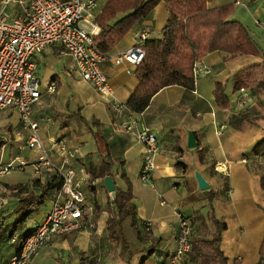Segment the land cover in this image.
<instances>
[{
    "label": "crops",
    "instance_id": "obj_1",
    "mask_svg": "<svg viewBox=\"0 0 264 264\" xmlns=\"http://www.w3.org/2000/svg\"><path fill=\"white\" fill-rule=\"evenodd\" d=\"M104 1L97 0L98 7L94 12L96 15ZM228 2L233 4L232 17L245 19L243 21L246 28L261 53L252 55L209 51L200 58V61L208 65L209 71L193 78V88L188 89L178 84L163 86L153 93L147 106L137 112L155 135L158 146L151 171L152 185L139 180L141 144L133 134L116 128L115 122L120 119L108 107L111 98L99 94L90 83L81 79L72 68L70 55L61 45L46 44L33 53L40 95L32 108L31 117L36 121L38 136L51 157L57 163L61 162L62 152L53 138L64 139L69 149L77 148V152L67 157L65 164L72 167L77 176L82 177L81 171H85L89 161L95 159L96 155L91 134L77 118V114L85 119L96 118L108 143L113 183L123 187L125 180L128 181L136 205L137 219L150 221L149 238L141 242L147 248L135 251L128 264H137L148 249L151 252L144 257L142 264H167L166 255L174 245L177 229L175 207L183 209L190 216L189 239L191 233L194 239L200 237L193 231L194 218L198 216L195 214V205L199 202L191 197L194 169L209 184L204 189L207 200L210 196L209 209L212 206L210 232L216 227L213 219L224 223V227L220 229L219 247L227 257L226 264H253L263 245L264 187L260 185L259 177L262 176L264 181V161L261 156L249 154L248 150L264 133V103L257 97V94H261L257 90L256 94L250 91L249 104L239 106L236 103L237 92L231 90V75L241 66H250L247 85L253 80L252 75H256L253 68L258 67L257 71L262 69L264 31L254 19L264 22V0H186L183 14ZM21 7V4L14 1L4 6L0 3V11L8 17L19 13ZM120 14L117 13L111 21ZM172 16L164 2L159 0L146 15L133 23L109 52L114 53L133 44L134 30L140 26L149 27L150 37L160 36L164 24ZM125 67L124 62L115 63L111 59L100 63V68L111 85L112 97L119 101H125L137 83L133 69L126 72ZM49 79L55 81L52 91L46 88L45 83ZM216 81L224 84L229 98L227 107L219 108L214 103L212 90ZM221 123L225 128L217 132ZM8 124H11L10 128L7 127ZM187 131L193 133V146L186 144ZM27 134V130L20 126L18 113L14 109H0V138L3 140L0 147L1 162L11 159L28 162L33 160L38 150L23 147L26 146ZM197 151L200 152L199 156ZM9 178L10 176L0 179V218L4 221L15 216L14 207L18 196L28 191L38 192V184L47 175L34 173L31 165L26 164L19 177L13 175V179ZM85 183L86 179L80 180L85 203L91 206L93 226L53 235L31 255L27 264H125L117 256H113L115 247L106 239L104 204L111 192L102 183L92 181L94 199L99 206L94 218L93 195ZM17 184L20 185L17 188L7 187ZM197 189L199 190L198 187ZM199 192L203 193V189ZM50 198L51 195L45 211L42 212V204L34 214L43 216ZM30 225H26L24 221L11 238L0 243V264L15 252L19 238ZM190 249L195 251L191 247ZM183 264L217 262L194 252L184 257Z\"/></svg>",
    "mask_w": 264,
    "mask_h": 264
},
{
    "label": "built area",
    "instance_id": "obj_2",
    "mask_svg": "<svg viewBox=\"0 0 264 264\" xmlns=\"http://www.w3.org/2000/svg\"><path fill=\"white\" fill-rule=\"evenodd\" d=\"M14 1L22 5L21 11L11 17L0 11V109L11 108L18 113L20 126L27 130L25 144L35 148L38 153L31 161L15 159L0 161V173L14 167L22 169L30 164L34 173H52L61 176V183L51 194L46 213L32 222L31 232L17 243L15 252L1 264H27L31 255L45 245L53 235H61L83 227H92L91 206L85 203L80 188V180L88 173L81 171L82 177L65 164L68 156L77 152L76 147H67L64 139L53 138L61 154L57 163L43 145L37 133V123L31 117L34 104L37 103L40 90L39 79L35 75L36 62L33 53L46 44L61 45L72 59V68L81 79L90 83L95 90L110 97L108 107L120 120L115 126L125 133H131L140 142L141 163L138 170L139 180L152 185L151 171L154 157L158 151L155 135L143 123L138 113L129 109L124 101L112 97V88L107 76L100 68L103 60L111 59L115 63L124 62L125 71L131 72L143 57V42L150 37L149 27L144 25L134 30L133 44L117 52H100L93 43V36L99 26L95 21L97 0H0L2 6ZM264 31V22L254 19ZM209 71L206 63L196 60L191 72L193 78ZM46 88H55V81L49 79ZM239 106L249 104L251 96L245 87L237 89ZM225 125L221 123L218 131ZM163 203L164 200L161 198ZM177 229L174 245L167 252V264H183L190 250V216L183 209L174 208ZM143 231L149 229L150 221L142 219Z\"/></svg>",
    "mask_w": 264,
    "mask_h": 264
},
{
    "label": "trees",
    "instance_id": "obj_3",
    "mask_svg": "<svg viewBox=\"0 0 264 264\" xmlns=\"http://www.w3.org/2000/svg\"><path fill=\"white\" fill-rule=\"evenodd\" d=\"M158 1L105 0L95 16V21L99 26L93 36L95 47L100 52H109L115 42L129 30L133 23L146 15ZM162 1L173 16L164 24L160 36L147 37L142 44L143 57L133 69L137 83L124 101L135 113L141 112L147 106L153 93L163 86L178 84L188 89L193 88L191 72L193 62L200 60L209 51L221 50L229 54L252 55L261 53L246 26L230 15L233 8L232 3L202 8L184 15L186 0ZM117 13L121 14L111 21ZM261 62L264 63V59ZM231 76L233 79L231 90L237 91L238 88L245 87L251 96L249 86L246 85V80L250 77V66L237 68ZM258 85L264 90V78ZM212 94L217 107L228 106L229 98L222 82H214ZM77 118L85 125L95 144L96 157L90 160L85 168V172L88 173L85 184L93 195L95 218L99 206L94 199L92 181L96 180V182L102 183L103 176L110 175L112 177L110 171L112 161L109 158L108 143L99 129L97 119L93 117L85 119L79 114H77ZM2 143L3 140L0 138V147ZM248 153L261 156L264 161V133L251 145ZM197 155H200L199 151H197ZM121 175L124 176L123 172ZM60 183L61 176L58 173H52L38 184V192L28 191L18 196L14 207L15 216L8 221L0 218V243L11 238L13 233L22 227L25 218L36 212L38 207L59 187ZM259 183L264 187L262 176L259 177ZM19 186V184L7 185L8 188ZM110 192L111 194L106 197L104 204L106 239L109 244L115 247L113 256H117L125 264H128L130 256L135 251L147 248L141 245V242L149 238V230L143 231L140 225L142 219H137L136 205L128 181L125 180L123 187L114 184V188ZM208 200L210 202V196H208ZM210 210H212L211 205ZM213 220L216 227L212 235L209 238L190 242V247L195 249L196 255L211 258L217 264H226L227 257L219 247L220 229L224 227V223L216 219ZM31 229L32 225L25 229L19 239L29 234ZM133 241L137 243L135 246H132ZM139 244L140 246H138ZM150 252L151 249H148L138 259L137 264H142L144 257ZM253 264H264V242Z\"/></svg>",
    "mask_w": 264,
    "mask_h": 264
},
{
    "label": "rangeland",
    "instance_id": "obj_4",
    "mask_svg": "<svg viewBox=\"0 0 264 264\" xmlns=\"http://www.w3.org/2000/svg\"><path fill=\"white\" fill-rule=\"evenodd\" d=\"M232 12H233V8H232V11H231V16H232ZM238 20H240L244 25L246 24L243 20L245 19H240V18H237ZM246 26V25H245ZM257 69H259L258 67H254L253 70L255 72L256 75H252L253 80L249 81L247 83V86L249 85V89L250 91L253 93V94H256V91L259 90L258 93H261V94H257V97L260 99V101H262V103H264V100H262L264 98V90H262V88H258V84L259 82L264 78V64L262 65V69L257 71ZM258 72V73H257ZM252 83H254V86H252ZM262 90V91H261ZM263 96V98L261 97ZM11 124H8L7 127L10 128ZM24 148H28L27 145L26 146H23ZM16 162V161H14ZM22 169L20 168H17V167H14L12 169H9V171H7L6 173H0V179H7V177L10 176L9 179H13V175L19 177L20 175V171ZM191 197L195 200V201H199L195 207L197 210L195 214H198V216H196L194 218L195 220V230L194 233H196V235H199L200 237L197 238V239H194L193 236H192V233H191V236H190V240L191 242L193 241H198L199 239L201 238H207L209 237L210 235H212L213 232H210L211 230V227H212V222H211V218H212V210L209 209L208 207V200H207V193L205 192L206 189H203V193L199 192V190L197 189L196 187V184L194 182V179H191ZM85 186L87 187V185L85 184ZM98 187V186H97ZM102 189H103V186H102ZM103 191V190H102ZM97 196H99V193L97 194ZM48 198L44 201L43 203V209H42V212L45 211V208L46 206L48 205ZM200 203V205L198 206V204ZM37 217L39 218L40 217V214L39 215H36L34 213H31L29 214L26 218H25V224L26 225H30L35 219H37ZM193 219V218H192ZM130 236V235H129ZM137 243L135 241L132 242V246H135ZM195 251L193 250H189L187 254H191V253H194ZM185 255V256H186Z\"/></svg>",
    "mask_w": 264,
    "mask_h": 264
},
{
    "label": "water",
    "instance_id": "obj_5",
    "mask_svg": "<svg viewBox=\"0 0 264 264\" xmlns=\"http://www.w3.org/2000/svg\"><path fill=\"white\" fill-rule=\"evenodd\" d=\"M187 146H193L195 144L194 136L191 131H187V139H186ZM193 177L196 182V185L199 189H204L208 187V182L202 176V174L197 171L196 169L193 170ZM102 184L107 191H111L114 188V183L110 175H105L102 178Z\"/></svg>",
    "mask_w": 264,
    "mask_h": 264
}]
</instances>
